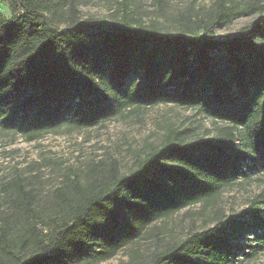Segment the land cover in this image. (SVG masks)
I'll return each mask as SVG.
<instances>
[{"label":"trees","instance_id":"1","mask_svg":"<svg viewBox=\"0 0 264 264\" xmlns=\"http://www.w3.org/2000/svg\"><path fill=\"white\" fill-rule=\"evenodd\" d=\"M7 2L10 15L0 14V128L33 137L64 125H98L126 105L169 102L211 109L229 121L212 138L195 143L171 131L128 174L114 175L110 185L96 190L78 188L77 203L65 201L67 219L47 241L34 234V251L11 264L107 259L153 221L218 194L245 175L244 163L264 161V42L235 38L215 58L219 43L202 37L164 39L154 29L140 31L126 22L120 33L78 22L59 29L45 15L49 0ZM225 2L219 0L214 23L261 10L251 5L238 11ZM251 27L264 38L260 20ZM8 190L16 205L32 199L17 180ZM258 211L249 209L250 221L219 219L155 251L146 264H242L240 253L264 251ZM0 239L3 252L11 254L5 233ZM242 239L250 242L247 252Z\"/></svg>","mask_w":264,"mask_h":264},{"label":"rangeland","instance_id":"2","mask_svg":"<svg viewBox=\"0 0 264 264\" xmlns=\"http://www.w3.org/2000/svg\"><path fill=\"white\" fill-rule=\"evenodd\" d=\"M49 1L51 6L45 15L59 29L78 22L96 30L120 33L126 22L140 27V31L154 29L164 39L202 37L217 42L220 48L215 51V58L224 54L225 44L235 38L249 37L257 45L264 42L256 28L251 27L258 20L264 24V0H225L226 6L238 11L251 5L261 10L215 23L219 0ZM0 14L10 15L7 0H0ZM247 27L251 28L243 30ZM260 103L264 105V90ZM237 105L238 101L230 105L229 111ZM227 124L229 121L217 111L169 102L144 107L126 105L98 125H64L33 137L0 128V237L5 233L12 252H3L7 247L0 239V264H11L31 254L34 234L47 241L52 230L67 219L65 201L77 203L78 188L96 190L110 185L114 175L128 174L137 159L160 146L171 131L181 133L186 142L195 143L212 138ZM243 169L245 175L212 198L153 221L113 256L91 258L83 264H146L155 251L192 232L212 227L219 219L250 221L246 214L251 207H259L258 214L264 218V161L259 159L256 165L244 163ZM16 180L30 190L32 199L27 205L13 202L14 194L8 189ZM249 243L247 239L239 241L242 252L249 250ZM236 259L242 264H264V251L253 256L240 253Z\"/></svg>","mask_w":264,"mask_h":264}]
</instances>
